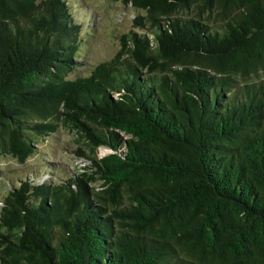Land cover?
<instances>
[{
	"label": "trees",
	"instance_id": "1",
	"mask_svg": "<svg viewBox=\"0 0 264 264\" xmlns=\"http://www.w3.org/2000/svg\"><path fill=\"white\" fill-rule=\"evenodd\" d=\"M117 1L139 28L72 75L70 1L0 0V156L62 125L87 159L11 185L0 264H264V0Z\"/></svg>",
	"mask_w": 264,
	"mask_h": 264
},
{
	"label": "rangeland",
	"instance_id": "2",
	"mask_svg": "<svg viewBox=\"0 0 264 264\" xmlns=\"http://www.w3.org/2000/svg\"><path fill=\"white\" fill-rule=\"evenodd\" d=\"M76 19L87 33L79 54L84 61L80 70L72 75L86 71L99 61L110 58L118 49L120 36L130 30L139 28L132 22L131 7L117 0H69ZM78 135L60 125L56 132L38 140L36 150L24 162L8 156H0V199L18 179H24L35 171L40 164L52 163L53 171L65 177L71 173L84 171L87 159L75 150ZM108 150L98 148L99 155Z\"/></svg>",
	"mask_w": 264,
	"mask_h": 264
}]
</instances>
